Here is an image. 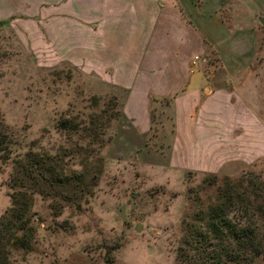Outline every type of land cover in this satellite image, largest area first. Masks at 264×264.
<instances>
[{
  "label": "rangeland",
  "instance_id": "rangeland-1",
  "mask_svg": "<svg viewBox=\"0 0 264 264\" xmlns=\"http://www.w3.org/2000/svg\"><path fill=\"white\" fill-rule=\"evenodd\" d=\"M262 21L250 55L223 81L238 125L227 122L216 142L210 135L218 131L204 129L207 156L183 161L171 158L168 98L151 97L145 141L134 134L124 110L129 90L113 82L122 72L117 49L90 47L94 32L74 15L73 0H0V116L14 156L31 149L50 157L45 198L31 195V248L13 250L9 264H177L186 223L226 186L236 221L251 224L264 246ZM195 56L204 59L199 71L227 70L209 55ZM90 117L97 134L82 137ZM63 119L70 128H59ZM11 170L0 163V215L11 205ZM60 170L64 183L53 180ZM251 264H264V255Z\"/></svg>",
  "mask_w": 264,
  "mask_h": 264
},
{
  "label": "crops",
  "instance_id": "crops-1",
  "mask_svg": "<svg viewBox=\"0 0 264 264\" xmlns=\"http://www.w3.org/2000/svg\"><path fill=\"white\" fill-rule=\"evenodd\" d=\"M73 2L74 15L90 23L94 32L90 47L117 49L114 62L122 65V72L113 82L129 90L124 110L139 141H145L150 129L151 97L168 98L171 105L172 159L206 157L209 151L201 149L204 129L218 131L209 132L216 142L227 122L238 125L223 81L234 78L231 69L250 55L264 0ZM200 54L227 70L192 72L191 60ZM227 106L232 120L223 113Z\"/></svg>",
  "mask_w": 264,
  "mask_h": 264
},
{
  "label": "trees",
  "instance_id": "trees-1",
  "mask_svg": "<svg viewBox=\"0 0 264 264\" xmlns=\"http://www.w3.org/2000/svg\"><path fill=\"white\" fill-rule=\"evenodd\" d=\"M67 123L59 120V128H70ZM93 124L90 117L89 125L81 129L82 137L96 136ZM14 145L13 134L0 116V163L9 164L12 169L8 181L11 205L0 215V264H9L13 250L31 248L34 236L29 219L31 195L37 193L45 198L48 170L45 163L50 158L45 151L38 153L31 149L14 156ZM99 145L103 146V142ZM82 148L80 152L86 151ZM62 176V170L56 171L53 180L64 183ZM235 203L233 189L226 186L215 203L207 209H198L194 221L186 223L182 245L177 249V264H251L257 256L264 255V246L256 239L251 224L236 221L232 214Z\"/></svg>",
  "mask_w": 264,
  "mask_h": 264
},
{
  "label": "built area",
  "instance_id": "built-area-1",
  "mask_svg": "<svg viewBox=\"0 0 264 264\" xmlns=\"http://www.w3.org/2000/svg\"><path fill=\"white\" fill-rule=\"evenodd\" d=\"M204 62V59L201 58L200 56H195L193 61H192V72L199 71V64L200 62Z\"/></svg>",
  "mask_w": 264,
  "mask_h": 264
},
{
  "label": "water",
  "instance_id": "water-1",
  "mask_svg": "<svg viewBox=\"0 0 264 264\" xmlns=\"http://www.w3.org/2000/svg\"><path fill=\"white\" fill-rule=\"evenodd\" d=\"M264 21H262V23H263Z\"/></svg>",
  "mask_w": 264,
  "mask_h": 264
}]
</instances>
